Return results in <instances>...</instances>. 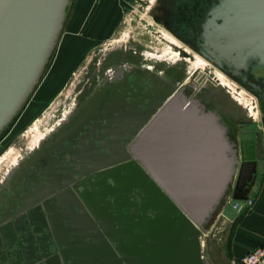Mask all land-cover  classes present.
Masks as SVG:
<instances>
[{
    "label": "flooded vegetation",
    "instance_id": "1",
    "mask_svg": "<svg viewBox=\"0 0 264 264\" xmlns=\"http://www.w3.org/2000/svg\"><path fill=\"white\" fill-rule=\"evenodd\" d=\"M220 1L154 0L151 14L153 21L180 45L171 44V48L179 56L193 59L206 52L200 36L206 19ZM121 48H111L105 58L93 63L95 68L85 73L72 107L57 115L41 147L35 152L28 149L40 131L29 140L26 151L15 153L7 163L10 167L0 178V229H13L18 234L14 240L0 239L7 249L37 245L46 251L57 244L55 233L64 215L71 213L65 204L73 203L75 208L78 205L74 202L82 197L98 196L109 201L107 205L114 213L128 214L129 221L127 217L123 219L130 227L141 225L140 209L153 208L163 201L132 156L131 144L172 92L184 87L186 95L196 97L193 82L209 79L211 72L208 77L198 74L171 81L165 72L135 65L136 59L144 57L139 51ZM151 58L159 63L179 62ZM210 66L235 83L237 89L253 94L264 119V102L260 98L264 96L260 83L263 70H251L250 74L241 71L234 77ZM222 68L228 71L224 64ZM255 122L240 118L235 127L226 125L237 152L234 183H239L238 195L246 196L251 185L264 178V126H256ZM246 142H251L257 158L243 159ZM233 191L234 186L231 194Z\"/></svg>",
    "mask_w": 264,
    "mask_h": 264
},
{
    "label": "water",
    "instance_id": "2",
    "mask_svg": "<svg viewBox=\"0 0 264 264\" xmlns=\"http://www.w3.org/2000/svg\"><path fill=\"white\" fill-rule=\"evenodd\" d=\"M70 3L0 0V136L38 85L61 36ZM200 39L206 52L198 55L223 73L236 77L241 71H264V0H221L206 19ZM222 64L228 71L222 70ZM209 80L216 83L212 74ZM260 83L264 89V79ZM260 98L264 102V96ZM161 135L172 140L163 164L156 155ZM249 143L241 156L253 160L256 151ZM130 152L163 198L153 205L161 226L190 230L194 242L208 237L218 211L223 209L224 217L234 218L237 210L233 206L238 209L247 199L237 194V152L226 125L197 97L186 95L184 87L172 92L146 122ZM146 210L147 206L139 212L144 216Z\"/></svg>",
    "mask_w": 264,
    "mask_h": 264
},
{
    "label": "crops",
    "instance_id": "3",
    "mask_svg": "<svg viewBox=\"0 0 264 264\" xmlns=\"http://www.w3.org/2000/svg\"><path fill=\"white\" fill-rule=\"evenodd\" d=\"M125 1L71 0L69 18L65 20L67 32L83 28L86 34L95 33L97 28L107 25L112 12ZM157 141L156 155L163 164L167 162L165 156L171 151L172 140L161 135ZM246 195L244 206L248 199L254 201L250 212L244 213L247 207H242L234 218H227L221 209L211 221L208 237L204 241L198 237L200 243L194 242L190 230L163 228L151 206L144 216L141 214V225L130 227L123 219L128 215H112L105 200L98 196L82 197L74 202L78 205L75 208L73 203L65 204L71 213L64 215L55 233L57 244L44 251L37 245L7 249L0 243V264H26L40 256L41 260L34 264H240L246 252L256 246L264 247V178L251 185ZM230 229L231 247H225ZM3 237L14 240L18 234L13 229H0V239Z\"/></svg>",
    "mask_w": 264,
    "mask_h": 264
},
{
    "label": "rangeland",
    "instance_id": "4",
    "mask_svg": "<svg viewBox=\"0 0 264 264\" xmlns=\"http://www.w3.org/2000/svg\"><path fill=\"white\" fill-rule=\"evenodd\" d=\"M153 2L154 0H126L119 9L111 13L107 25L97 28L95 33L86 34L83 28L75 33L67 32L69 28L65 24L56 48L29 101L0 136V178L10 167L7 163L15 153L20 155L26 151L30 139L40 131L42 133L48 131L56 121L57 115L72 107L79 84L86 77L85 73L94 69L93 63L105 58L111 48L123 49L126 46L132 51H139L144 57L136 59L135 65L140 63L153 72H165L171 81L187 78L195 69L197 63L195 57H198L206 67L202 69L204 73L202 70L193 71L192 78L198 74L208 77L211 72L213 80L217 76L220 81L214 83L204 79L201 83L193 82L196 97L227 126L235 127L240 118L252 122L256 120L254 125L264 126L263 116L253 94L237 89L235 83L213 69L199 56L194 55L193 59L181 57L171 48V44L180 45L160 24L153 21L151 14ZM93 35L96 36L92 37ZM151 57L156 59L162 57L161 61L168 59L179 62L159 63ZM227 92L232 94L234 99ZM250 115L251 118L248 117ZM243 212H250V208ZM231 229L227 231L225 247H231Z\"/></svg>",
    "mask_w": 264,
    "mask_h": 264
},
{
    "label": "built area",
    "instance_id": "5",
    "mask_svg": "<svg viewBox=\"0 0 264 264\" xmlns=\"http://www.w3.org/2000/svg\"><path fill=\"white\" fill-rule=\"evenodd\" d=\"M254 201L248 199L245 202V206L242 204L241 207L237 209L236 205L233 206L234 210H237V214L241 211L242 207L252 208ZM240 264H264V247L256 246L246 252L240 259Z\"/></svg>",
    "mask_w": 264,
    "mask_h": 264
},
{
    "label": "bare ground",
    "instance_id": "6",
    "mask_svg": "<svg viewBox=\"0 0 264 264\" xmlns=\"http://www.w3.org/2000/svg\"><path fill=\"white\" fill-rule=\"evenodd\" d=\"M174 46H175V44H173ZM200 57V56H199ZM201 58V57H200ZM159 59L160 60H162V57H159ZM195 59H196V62L197 63H195L196 64V67H195V69L193 70V71H195V70H197V71H201L202 69H203V67H206V64L204 63V62H202L198 57H195ZM201 59H203V58H201ZM204 60V59H203ZM205 62H207L206 60H204ZM208 63V62H207ZM209 64V63H208ZM192 71V72H193ZM192 72L190 73V75H188V77H189V79L191 78V74H192ZM202 72H203V70H202ZM204 73V72H203ZM221 73V72H220ZM206 75V74H205ZM224 75V74H223ZM203 77V76H202ZM216 78L214 79V80H216V82L217 81H220V78L219 77H217V76H215ZM204 79V78H203ZM218 86V85H217ZM50 130V129H49ZM48 130V131H49ZM47 130L44 132V133H42V132H40L36 137H35V140H33L32 142H31V144L29 145V150L31 151V152H35V151H37L40 147H41V145L44 143V141L46 140V136L48 135L47 134V132H48ZM52 133V132H51ZM51 133H49V134H51ZM18 163V160L17 161H14L13 162V164L11 165V167L12 166H14V165H16ZM10 171V170H9Z\"/></svg>",
    "mask_w": 264,
    "mask_h": 264
}]
</instances>
